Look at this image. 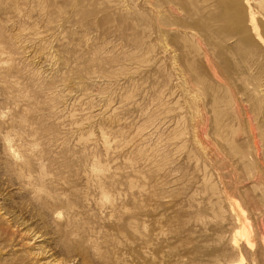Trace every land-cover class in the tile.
Here are the masks:
<instances>
[{
	"label": "rangeland",
	"instance_id": "1",
	"mask_svg": "<svg viewBox=\"0 0 264 264\" xmlns=\"http://www.w3.org/2000/svg\"><path fill=\"white\" fill-rule=\"evenodd\" d=\"M0 52V264H264V0H0Z\"/></svg>",
	"mask_w": 264,
	"mask_h": 264
},
{
	"label": "bare ground",
	"instance_id": "2",
	"mask_svg": "<svg viewBox=\"0 0 264 264\" xmlns=\"http://www.w3.org/2000/svg\"><path fill=\"white\" fill-rule=\"evenodd\" d=\"M4 53L3 52H0V55H3ZM246 228V227H245Z\"/></svg>",
	"mask_w": 264,
	"mask_h": 264
}]
</instances>
